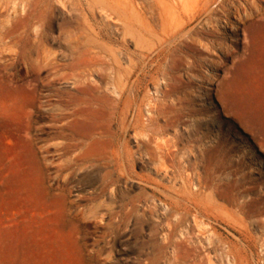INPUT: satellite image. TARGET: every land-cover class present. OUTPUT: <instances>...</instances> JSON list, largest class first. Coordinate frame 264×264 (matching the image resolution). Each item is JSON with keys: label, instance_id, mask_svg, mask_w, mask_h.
Instances as JSON below:
<instances>
[{"label": "rangeland", "instance_id": "374dc122", "mask_svg": "<svg viewBox=\"0 0 264 264\" xmlns=\"http://www.w3.org/2000/svg\"><path fill=\"white\" fill-rule=\"evenodd\" d=\"M104 1L0 0V264H264V0Z\"/></svg>", "mask_w": 264, "mask_h": 264}, {"label": "bare ground", "instance_id": "6f19581e", "mask_svg": "<svg viewBox=\"0 0 264 264\" xmlns=\"http://www.w3.org/2000/svg\"><path fill=\"white\" fill-rule=\"evenodd\" d=\"M102 1V0H101ZM167 1V0H166ZM201 1H203L204 2V0H171V1H169V3H164L163 1H161L160 2V4H161V6H162V8H161V11H160V13L157 15V17H159L160 18V20H162L161 22L163 23V26H162V29H161V33L160 34H158V33H155V34H158V41H159V46L157 47V52H156V57H157V59H159L160 57H162V56H164V54L165 53H170L171 51H173V49H175L176 47H175V44H174V40L179 36L180 37V34L182 33V31H184V29L188 26V25H190V24H192L195 20H196V18L198 17V16H200V15H203V14H205L206 12H207V10L209 9V7H210V4L212 3V1H214V0H205V3H204V5L202 6V7H200L199 9H197L196 11H193V12H191L190 14H188L186 11H188V7H189V5H191V4H193V5H195V6H198L200 3H201ZM95 2V1H94ZM104 2H106V0L104 1ZM216 2V1H215ZM99 4V3H98ZM97 4V5H98ZM136 4V3H135ZM102 5H103V3H102ZM138 5V4H137ZM158 5V4H157ZM137 8V7H136ZM182 10L183 12H186L187 13V17H186V20L184 21V22H182V23H180V24H178V20L179 19H182L183 17L181 16V15H183V14H181V13H179L178 11L179 10ZM140 11V10H139ZM155 11V10H154ZM209 12V11H208ZM238 12H239V10L238 9H234L233 10V15H237L238 14ZM149 13V12H148ZM155 13H156V11H155ZM230 13V12H229ZM124 14H125V12H124ZM153 16H154V13L152 14ZM206 15V14H205ZM228 13L226 14V16L228 17ZM147 16V15H146ZM139 17H141V15H139ZM155 18V17H154ZM209 18V17H208ZM122 20V19H121ZM152 20V19H151ZM120 21V20H119ZM123 21V20H122ZM148 21V20H147ZM121 23H123V22H121ZM125 23H127V22H125ZM149 23V22H148ZM160 23V22H159ZM212 24L213 23H217V22H211ZM178 24V25H177ZM126 25V24H125ZM130 26V25H129ZM131 27V29H133L134 27H132V26H130ZM139 28H141V27H139ZM148 28V27H147ZM205 29V28H204ZM128 30V29H127ZM135 30H136V28H135ZM149 30V29H148ZM195 30V29H194ZM131 31V30H130ZM153 31V30H152ZM189 31V30H188ZM142 32V31H141ZM140 32V33H141ZM99 33V32H98ZM130 33V32H129ZM151 33V32H150ZM195 33V32H194ZM196 33H199V34H201V35H204V36H207V37H213L214 35H216V32L214 31V30H212V29H209V30H206L205 32L204 31H200V32H196ZM131 34V33H130ZM99 35V34H98ZM140 35V34H139ZM151 35V34H150ZM149 35V36H150ZM142 36V35H141ZM204 36H202V37H204ZM151 37V36H150ZM149 37V38H150ZM201 37V36H200ZM206 38V37H205ZM217 38V37H216ZM137 39V38H136ZM153 39V38H152ZM183 39V38H182ZM150 40V39H149ZM137 41H139V39L137 40ZM184 42V41H183ZM152 43H153V40H152ZM137 44V43H136ZM135 44V45H136ZM185 44V43H184ZM214 44V43H213ZM154 45H155V43H154ZM180 45V44H179ZM185 45H187V44H185ZM217 45V44H216ZM214 46H215V44H214ZM213 46V47H214ZM219 47V46H218ZM212 48V47H211ZM217 48V47H216ZM139 50H140V48H138ZM214 49V48H213ZM142 50V49H141ZM143 51V50H142ZM218 51H219V49H218ZM223 51V50H222ZM263 51H264V49H263ZM139 55V54H138ZM137 55V56H138ZM133 57H134V55H133ZM139 58V57H138ZM141 59V58H140ZM168 59H169V57H168ZM142 60H144V59H142ZM163 60V59H162ZM129 63H130V61H129ZM171 65H172V63L171 62H169ZM135 64V63H134ZM138 64V63H137ZM155 64V63H154ZM145 65V64H144ZM157 65H160V64H157ZM147 66V65H146ZM149 66V65H148ZM154 66V65H153ZM153 66H151V67H153ZM158 67V69L160 68L159 66H157ZM132 69V68H131ZM146 69V68H145ZM157 69V68H156ZM139 70H142V68L141 69H139ZM130 71V70H129ZM148 71V70H147ZM156 71V70H155ZM167 71V70H166ZM173 71V68H172V66L170 67H168V72H165L166 73V75H170V72H172ZM138 72V71H137ZM173 72H175V71H173ZM172 72V73H173ZM142 74H144V73H142ZM148 74H152V73H148ZM138 75V74H137ZM144 76V75H143ZM173 78V77H172ZM128 80V79H127ZM136 80H137V78H136ZM141 80V79H140ZM127 82V81H126ZM124 83V82H123ZM134 83V82H133ZM138 83V82H137ZM142 83V82H141ZM116 87V86H115ZM116 89V88H115ZM165 89H167V90H169V88H165ZM167 90H165V92L167 91ZM119 91V90H118ZM170 91V90H169ZM125 92V91H124ZM123 92V93H124ZM125 94V93H124ZM166 94V93H165ZM125 96V95H124ZM119 97H120V94H119ZM123 98H125V97H123ZM122 98V99H123ZM120 100V99H119ZM119 100H116V101H119ZM125 101V100H124ZM118 103V102H117ZM119 104V103H118ZM123 105V104H122ZM115 106H116V104H115ZM145 143V142H144ZM173 148V147H172ZM146 151V150H145ZM175 152V151H174ZM176 153V152H175ZM164 155V154H163ZM175 155V154H174ZM157 156V155H156ZM158 157H160V156H158ZM157 157V158H158ZM175 157V156H174ZM150 158H153V157H151L150 156ZM149 158V159H150ZM173 158V157H172ZM155 159V158H154ZM156 160V159H155ZM164 160V159H163ZM152 161V160H151ZM161 161V160H160ZM160 161L158 162V159H157V162L160 164ZM166 161V160H165ZM164 161V162H165ZM153 162H154V160H153ZM156 163V162H155ZM166 164V163H165ZM155 187V186H154ZM166 192V191H165ZM164 193V192H163ZM166 194V193H165ZM169 194V193H168ZM176 200V199H175ZM252 202V201H251ZM257 202V201H256ZM255 202V203H256ZM176 204V203H175ZM171 206V205H170ZM254 206V205H253ZM251 211V210H250ZM248 212V211H247ZM250 213V212H249ZM166 220V219H165ZM230 259V258H229ZM227 264H233V261H231V259L230 260H228L227 261Z\"/></svg>", "mask_w": 264, "mask_h": 264}]
</instances>
